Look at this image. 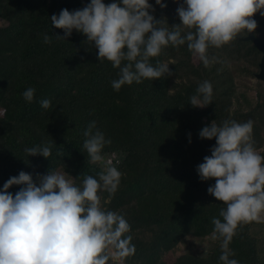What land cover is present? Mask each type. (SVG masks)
Instances as JSON below:
<instances>
[{"label":"trees","instance_id":"obj_1","mask_svg":"<svg viewBox=\"0 0 264 264\" xmlns=\"http://www.w3.org/2000/svg\"><path fill=\"white\" fill-rule=\"evenodd\" d=\"M162 2L163 9L148 0L154 9L150 14L169 27L179 24L176 10L184 0ZM89 3L0 0V109L7 110L0 113V190L21 171L34 181L48 170L64 171L80 185L112 158L111 166L123 174L120 185L110 201L107 192L99 195L106 210L123 215L130 225L136 252L126 264H222V241L211 239V221L222 219L224 205L207 192L215 180L201 181L196 171L211 155L215 138L203 140L199 132L213 120L218 125L252 120L254 147L264 150V81L255 77L261 53L246 36H238L220 49L210 47L208 55L215 62L206 68L186 44L168 46L151 62L171 63V76L115 91L111 82L118 79L119 69L108 61L99 63L85 36L73 30L65 41L54 38L63 31L52 27L51 16ZM252 18L257 23L253 36L264 45V17L256 13ZM44 35L53 37L50 43H44ZM204 81L212 85V104L193 107L190 98ZM30 87L36 91L28 103L22 93ZM44 99L51 101L49 109L41 107ZM92 121L111 141L96 164L89 163L83 150V132ZM51 141L56 147L48 159L27 157L25 148ZM19 187L8 191L14 195ZM261 223L237 229L229 245L235 256L230 258L264 264Z\"/></svg>","mask_w":264,"mask_h":264},{"label":"clouds","instance_id":"obj_2","mask_svg":"<svg viewBox=\"0 0 264 264\" xmlns=\"http://www.w3.org/2000/svg\"><path fill=\"white\" fill-rule=\"evenodd\" d=\"M155 4L166 7L162 0ZM153 11L148 0H115L107 5L103 0H90L82 9H62L50 22L63 31L56 40L65 41L75 30L95 47L99 63L108 61L119 69L118 79L111 82L119 91L133 82L171 76V63L151 62L168 46L186 44L193 57L209 67L215 62L208 55L210 47L220 49L238 36L255 32L257 23L252 17L256 13L264 17V0H184L176 10L180 23L172 27L151 15ZM52 38L44 35V43ZM35 91L28 88L23 99L31 103ZM196 93L190 98L191 106L212 104L209 81L201 83ZM40 104L49 109L51 101L44 99ZM6 111L0 109V113ZM253 124L252 120H225L218 125L213 120L199 132L203 140L215 138L211 155L204 157L196 171L201 181L215 180L207 192L224 205L219 212L222 219L211 221V239L222 241V264H239L230 258L235 252L229 247L237 229L253 221L264 222V150L254 147ZM83 136L89 163L102 161V150L111 141L95 121ZM54 146L51 141L24 151L27 157L48 159ZM122 175L109 161L96 176H84L80 185L64 171L48 170L45 175L37 174L35 181L23 171L10 177L0 190V264H126L136 252L130 225L123 215L106 210L99 195L107 192L110 201ZM13 186H20L14 195L8 191Z\"/></svg>","mask_w":264,"mask_h":264},{"label":"water","instance_id":"obj_3","mask_svg":"<svg viewBox=\"0 0 264 264\" xmlns=\"http://www.w3.org/2000/svg\"><path fill=\"white\" fill-rule=\"evenodd\" d=\"M245 40L251 41L255 48L261 53L260 62L258 64L259 72L255 75V77L259 80L264 81V45L253 36V33H249L245 37Z\"/></svg>","mask_w":264,"mask_h":264},{"label":"rangeland","instance_id":"obj_4","mask_svg":"<svg viewBox=\"0 0 264 264\" xmlns=\"http://www.w3.org/2000/svg\"><path fill=\"white\" fill-rule=\"evenodd\" d=\"M263 146H264V144H263ZM109 161H112V158H109L108 162H109ZM132 162H133V165L135 164L134 166H136V167L139 166L138 161L133 160ZM135 162H136V163H135ZM262 223H263V222H262ZM262 223H261V224H262ZM166 260L170 262V261L172 260V256H168V257L166 258Z\"/></svg>","mask_w":264,"mask_h":264}]
</instances>
